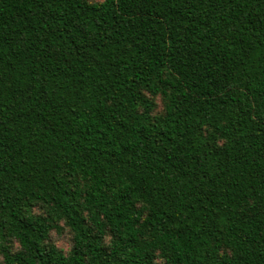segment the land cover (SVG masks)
Wrapping results in <instances>:
<instances>
[{"label": "trees", "instance_id": "16d2710c", "mask_svg": "<svg viewBox=\"0 0 264 264\" xmlns=\"http://www.w3.org/2000/svg\"><path fill=\"white\" fill-rule=\"evenodd\" d=\"M0 264H264V0H0Z\"/></svg>", "mask_w": 264, "mask_h": 264}, {"label": "rangeland", "instance_id": "374dc122", "mask_svg": "<svg viewBox=\"0 0 264 264\" xmlns=\"http://www.w3.org/2000/svg\"><path fill=\"white\" fill-rule=\"evenodd\" d=\"M56 242H57L58 246H60L64 250H66L69 246L68 235L66 233H63L62 235H60L58 237L56 236Z\"/></svg>", "mask_w": 264, "mask_h": 264}]
</instances>
